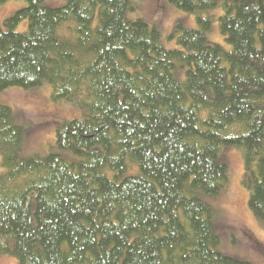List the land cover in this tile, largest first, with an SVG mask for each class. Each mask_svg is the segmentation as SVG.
Returning a JSON list of instances; mask_svg holds the SVG:
<instances>
[{"label": "trees", "instance_id": "16d2710c", "mask_svg": "<svg viewBox=\"0 0 264 264\" xmlns=\"http://www.w3.org/2000/svg\"><path fill=\"white\" fill-rule=\"evenodd\" d=\"M169 1L198 23L178 21L172 49L129 0H26L0 26V91L49 85L84 114L57 128L59 152L24 158L0 104V250L18 264H253L217 250L203 197L234 147L264 221V0ZM214 10L230 49L207 41Z\"/></svg>", "mask_w": 264, "mask_h": 264}, {"label": "rangeland", "instance_id": "374dc122", "mask_svg": "<svg viewBox=\"0 0 264 264\" xmlns=\"http://www.w3.org/2000/svg\"><path fill=\"white\" fill-rule=\"evenodd\" d=\"M67 0H44L47 7H60ZM132 5L126 17L130 21L143 20L151 28L156 27L164 47L177 48L176 38L171 34L178 21L184 28L198 26L195 14L178 9L169 0H129ZM26 0H10L0 6V26L5 28L4 20L17 10L25 7ZM219 9V8H218ZM212 14V27L207 32L209 44H220L230 49L221 33L219 10ZM211 16L210 11L204 13ZM27 21L22 22L17 30L26 31ZM184 74V70H180ZM49 85L23 89L10 87L0 91V104L11 108L14 122L25 129L22 144V156L46 157L59 152L56 145V130L65 120L82 119L84 114L78 100H53ZM222 152L228 163V184L216 196H204L213 209L216 233L219 236L217 250L228 256L250 261L253 264H264V221L257 218L248 206L249 191L242 181L245 175L243 156L240 150L228 147ZM67 158L76 156L62 151ZM5 170L1 163L0 174ZM0 264H18L16 256L0 250Z\"/></svg>", "mask_w": 264, "mask_h": 264}]
</instances>
